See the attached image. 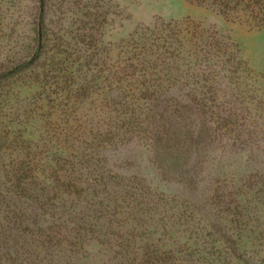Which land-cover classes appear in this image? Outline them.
I'll return each instance as SVG.
<instances>
[{"label": "rangeland", "instance_id": "rangeland-1", "mask_svg": "<svg viewBox=\"0 0 264 264\" xmlns=\"http://www.w3.org/2000/svg\"><path fill=\"white\" fill-rule=\"evenodd\" d=\"M244 10L0 0V264H264V26Z\"/></svg>", "mask_w": 264, "mask_h": 264}, {"label": "trees", "instance_id": "trees-1", "mask_svg": "<svg viewBox=\"0 0 264 264\" xmlns=\"http://www.w3.org/2000/svg\"><path fill=\"white\" fill-rule=\"evenodd\" d=\"M216 5L222 7L223 9H227L231 7V5H233L234 8L243 6V8L245 9L244 11L249 12L250 16L252 17V20L257 25L264 26V0H216ZM151 46H153L155 50L157 49L156 45H151ZM41 49H43V45H41L40 50ZM139 50H142V52L135 54V57L132 59L135 62V64L139 66H142V64L140 63L150 62L148 59H146V57L149 56L152 57L153 55H155L154 52H152V49L149 48H144ZM147 54L148 56H146ZM37 58H39V54L36 55V59ZM27 65L30 66L29 63ZM128 69H132L133 71V73L125 74V78L126 79L128 78L130 80L133 79L136 75H139L140 72L145 71V69H141V68L140 69L138 68V70L136 71V69L132 68L131 65L128 66ZM129 72H131V70H129ZM51 78L54 80V84H56V86H58L59 83H61V81H58L60 79L56 75H54V77ZM62 90L63 89L60 88L59 92ZM145 264H147V262Z\"/></svg>", "mask_w": 264, "mask_h": 264}]
</instances>
